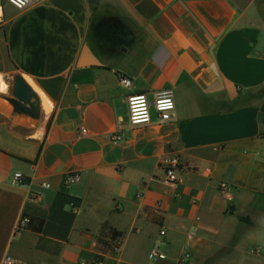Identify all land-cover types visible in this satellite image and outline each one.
<instances>
[{"label":"crops","instance_id":"obj_1","mask_svg":"<svg viewBox=\"0 0 264 264\" xmlns=\"http://www.w3.org/2000/svg\"><path fill=\"white\" fill-rule=\"evenodd\" d=\"M0 9V88L26 76L49 108L34 119L0 102V264H264V0ZM166 89L172 120L153 110L131 127L128 96ZM172 156L187 167L177 187L160 167ZM24 216L41 232L16 231ZM156 243L165 260L149 259Z\"/></svg>","mask_w":264,"mask_h":264},{"label":"built area","instance_id":"obj_2","mask_svg":"<svg viewBox=\"0 0 264 264\" xmlns=\"http://www.w3.org/2000/svg\"><path fill=\"white\" fill-rule=\"evenodd\" d=\"M9 3L17 10H25L31 5L35 4L39 0H8ZM134 77H120V84L125 89H131L134 83ZM127 114L129 117V125L131 127L148 124L152 120V111L154 110L162 122H168L172 120L174 112L176 110V100L174 91L171 89L163 90L156 94L154 100H150L145 94H131L127 98L126 102ZM122 125L118 124L116 131L112 134V141L114 144H119L122 141ZM86 129H81L82 135H87ZM161 169L164 172L166 184L177 187L181 182L183 174L187 171L186 165L183 163L180 157L172 156L166 158L161 162ZM15 180L25 181V178L21 174H15ZM81 180V175L78 172H69L65 176V184L73 185L79 183ZM46 188H50V184L44 185ZM218 191L229 203L234 200L233 188L226 182H222L218 186ZM30 218L22 217L17 230L26 229L29 226ZM198 234L197 230H194L188 234L187 245L188 248L193 240ZM166 235V230H161L160 236L164 237ZM121 248L117 246L115 248L116 253H120ZM167 258L166 254L162 251L161 243H156L149 253V259L151 261L165 260ZM3 264H28L15 260L12 256H6L4 258ZM93 264H103L101 259H97Z\"/></svg>","mask_w":264,"mask_h":264},{"label":"water","instance_id":"obj_3","mask_svg":"<svg viewBox=\"0 0 264 264\" xmlns=\"http://www.w3.org/2000/svg\"><path fill=\"white\" fill-rule=\"evenodd\" d=\"M11 96L5 99L11 104L14 112L39 119L49 108L43 105L42 99L34 87L29 83L28 77L18 74L13 77Z\"/></svg>","mask_w":264,"mask_h":264},{"label":"rangeland","instance_id":"obj_4","mask_svg":"<svg viewBox=\"0 0 264 264\" xmlns=\"http://www.w3.org/2000/svg\"><path fill=\"white\" fill-rule=\"evenodd\" d=\"M7 79H8L7 83L3 81L6 83V86H7L6 89L2 90L0 88V92H5V95L0 94V102L9 108H12L11 104L5 99V97L10 95V91H11L12 83H13V75H9Z\"/></svg>","mask_w":264,"mask_h":264},{"label":"trees","instance_id":"obj_5","mask_svg":"<svg viewBox=\"0 0 264 264\" xmlns=\"http://www.w3.org/2000/svg\"><path fill=\"white\" fill-rule=\"evenodd\" d=\"M35 224L37 225V227L35 226ZM42 225H43V222L40 221V222H36V220L34 218H30V223H29V228H32L34 229L36 232L40 233L41 230H42Z\"/></svg>","mask_w":264,"mask_h":264},{"label":"bare ground","instance_id":"obj_6","mask_svg":"<svg viewBox=\"0 0 264 264\" xmlns=\"http://www.w3.org/2000/svg\"><path fill=\"white\" fill-rule=\"evenodd\" d=\"M1 17H2V14H1V9H0V21H1ZM3 87V86H2ZM3 89V88H2Z\"/></svg>","mask_w":264,"mask_h":264},{"label":"flooded vegetation","instance_id":"obj_7","mask_svg":"<svg viewBox=\"0 0 264 264\" xmlns=\"http://www.w3.org/2000/svg\"><path fill=\"white\" fill-rule=\"evenodd\" d=\"M10 96H11V94L9 96H6V97H10Z\"/></svg>","mask_w":264,"mask_h":264}]
</instances>
